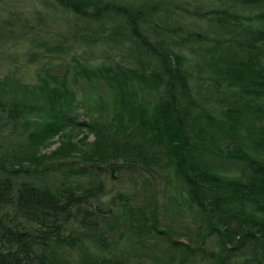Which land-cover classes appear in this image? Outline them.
<instances>
[{
  "label": "trees",
  "instance_id": "16d2710c",
  "mask_svg": "<svg viewBox=\"0 0 264 264\" xmlns=\"http://www.w3.org/2000/svg\"><path fill=\"white\" fill-rule=\"evenodd\" d=\"M57 1L119 52L0 81V264H264V0Z\"/></svg>",
  "mask_w": 264,
  "mask_h": 264
},
{
  "label": "rangeland",
  "instance_id": "374dc122",
  "mask_svg": "<svg viewBox=\"0 0 264 264\" xmlns=\"http://www.w3.org/2000/svg\"><path fill=\"white\" fill-rule=\"evenodd\" d=\"M112 1L139 5L145 0ZM162 2L167 6L175 2L192 5L215 3L216 0H162ZM251 9L253 8L250 6L240 8L242 11ZM88 24H91L89 20L77 16L57 0H0V81L9 76L11 81H18L20 86L19 89L12 90L10 94L5 93L2 97L9 98L17 95L19 98L35 99L31 93H28L34 86L46 81L47 76L51 85L61 80L64 72L68 73L72 81H75L74 74L77 71L75 64L79 59L83 60L85 57L92 56L94 61L100 62L104 59L102 52L106 51L109 57H117L119 52L117 47L89 42L94 37H83L86 43L82 42L79 32H82ZM111 24H114V21L108 20L107 27L109 28ZM59 43L63 45L62 50L58 51L55 48ZM47 44L50 46L45 50L44 47ZM53 77H55L54 80ZM78 82H80L79 85L75 86L77 91L81 90L85 95L94 94V90L96 93L100 90L106 91L104 84H97L93 88L82 78ZM71 133L73 140L86 141L84 134L87 130L74 128ZM91 138L93 135L89 134L88 139ZM59 143L60 139L58 140L56 136L51 143L42 148V153L49 155L52 163L62 161L61 158H55L52 154Z\"/></svg>",
  "mask_w": 264,
  "mask_h": 264
}]
</instances>
